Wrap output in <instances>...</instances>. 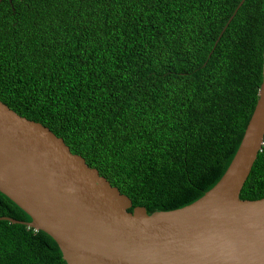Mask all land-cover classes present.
<instances>
[{"label":"trees","instance_id":"trees-1","mask_svg":"<svg viewBox=\"0 0 264 264\" xmlns=\"http://www.w3.org/2000/svg\"><path fill=\"white\" fill-rule=\"evenodd\" d=\"M239 1L0 0V100L61 136L129 210L186 205L221 177L257 100L264 0L220 33ZM240 197H264V144ZM0 216L30 220L1 191ZM0 264L66 262L46 232L0 219Z\"/></svg>","mask_w":264,"mask_h":264},{"label":"water","instance_id":"water-1","mask_svg":"<svg viewBox=\"0 0 264 264\" xmlns=\"http://www.w3.org/2000/svg\"><path fill=\"white\" fill-rule=\"evenodd\" d=\"M263 144L264 53L257 100L225 171L169 210H129L131 198L61 136L0 100V191L30 220L0 219L46 232L66 264H264V197H240Z\"/></svg>","mask_w":264,"mask_h":264}]
</instances>
